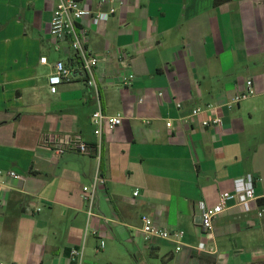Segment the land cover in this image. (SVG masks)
Listing matches in <instances>:
<instances>
[{"label": "crops", "instance_id": "0c3cea01", "mask_svg": "<svg viewBox=\"0 0 264 264\" xmlns=\"http://www.w3.org/2000/svg\"><path fill=\"white\" fill-rule=\"evenodd\" d=\"M216 1L113 0L107 21L83 19L85 44L99 58L103 110L123 114L103 133L106 183L88 219L81 189L97 171L93 151L57 156L50 138L94 144L93 92L69 41L50 33L54 0H0V264H77L69 250L81 246L82 264L264 263L257 210L229 200L211 231L193 222L199 201L215 206L246 174L264 196V0ZM81 2L99 9L98 0ZM58 60L75 79L52 93L47 78ZM127 72L135 74L130 85L121 83ZM248 80L255 93L233 103ZM208 104L222 125L202 126L207 113L190 115ZM144 215L183 230L181 249L146 242Z\"/></svg>", "mask_w": 264, "mask_h": 264}, {"label": "built area", "instance_id": "2783aa9c", "mask_svg": "<svg viewBox=\"0 0 264 264\" xmlns=\"http://www.w3.org/2000/svg\"><path fill=\"white\" fill-rule=\"evenodd\" d=\"M111 0H98L97 4L99 9L93 11L87 5H83L81 0H54V8L52 12V18L50 22V33L56 38H63L69 41L70 47L74 52V59L79 64L82 71L85 84L93 92L95 98L96 107L92 112V120L94 123V134L96 140L94 144L89 145L80 136L76 135H55L50 138L51 143L54 145L53 152L57 156L63 155L68 150H75L79 153H89L93 151V155L97 160V171L94 175L91 185H85L81 189V197L85 202V211L88 219L95 215L94 204L97 190L104 186L106 178L102 175L100 169V161L102 155V143L103 133L112 131L122 124L123 114L115 113L108 114L104 112L101 101V94L99 91L98 83L95 76L96 68L99 64V58L92 54L86 44L85 38L87 29L83 25V19L90 17L94 25H99L102 22L107 21L116 11L117 8L112 4ZM110 2V6L106 9L103 7ZM123 4V1H120ZM42 64H47L48 60L45 56L40 58ZM75 79L73 73V67L63 60H58L54 63L52 71L48 75L49 90L52 93H56L58 87L64 83H70ZM135 79L133 72H127L122 75L121 83L124 85H130ZM255 93V88L252 80L246 82V89L233 98L232 102L237 103L244 100ZM159 95H162L159 92ZM232 104L229 103V106ZM177 107H181V103H177ZM216 108L214 104H208L204 108L195 107L190 110V115L193 117H199L202 113H207L206 118L201 119L202 126L208 125H222V119L218 116H212L211 112ZM166 126L172 128L173 124L171 120L166 122ZM10 175L14 178H19L20 175L15 171H10ZM134 195H138V190L134 192ZM259 198L255 192V177L252 174H246L244 177L237 179L235 182V188L233 192H224L220 196L218 204L212 207H207L203 201H199L196 205L197 212L193 215L194 224L199 227L202 232H209L213 229V218L224 211L227 208L229 200H235L236 204L243 211L257 210L258 216L262 217L264 214V208L258 205ZM1 204V198H0ZM39 210V209H38ZM140 230L143 233V237L146 242H151L154 239L170 240L177 244L176 249L180 250L185 237L183 230H170L166 227H162L156 224L155 220L144 215L141 217ZM97 231H93L96 234ZM105 241L100 240L97 250L103 249ZM205 247V242H201L199 247ZM202 250L209 253H215L213 248H202ZM69 258L72 261H77V264H82L83 258V246L71 247L69 250Z\"/></svg>", "mask_w": 264, "mask_h": 264}, {"label": "trees", "instance_id": "16d2710c", "mask_svg": "<svg viewBox=\"0 0 264 264\" xmlns=\"http://www.w3.org/2000/svg\"><path fill=\"white\" fill-rule=\"evenodd\" d=\"M221 1H223V0H217L216 2L218 3V2H221ZM257 202H258V205H259L260 207H263V208H264V196L260 197V198L257 200ZM210 262L214 263L213 258H211ZM259 264H264V263H259Z\"/></svg>", "mask_w": 264, "mask_h": 264}, {"label": "rangeland", "instance_id": "374dc122", "mask_svg": "<svg viewBox=\"0 0 264 264\" xmlns=\"http://www.w3.org/2000/svg\"><path fill=\"white\" fill-rule=\"evenodd\" d=\"M262 220H264V214H263V219Z\"/></svg>", "mask_w": 264, "mask_h": 264}]
</instances>
